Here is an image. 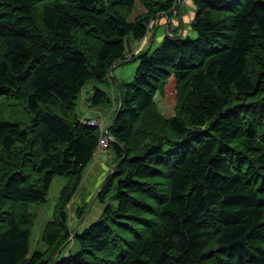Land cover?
Here are the masks:
<instances>
[{
	"label": "trees",
	"instance_id": "16d2710c",
	"mask_svg": "<svg viewBox=\"0 0 264 264\" xmlns=\"http://www.w3.org/2000/svg\"><path fill=\"white\" fill-rule=\"evenodd\" d=\"M137 1L171 16L174 0H0V95L30 112L27 126L0 122V264H49L58 250L51 264H264V0H188L191 34L167 30L128 56L148 33L150 17L128 19ZM136 56L119 84L110 68ZM108 77L120 162L97 195L100 217L71 238L65 207L98 144L78 98ZM171 77L176 113L161 118L155 96ZM90 101L111 102L101 88ZM55 176L69 180L47 248L29 254V205Z\"/></svg>",
	"mask_w": 264,
	"mask_h": 264
},
{
	"label": "rangeland",
	"instance_id": "374dc122",
	"mask_svg": "<svg viewBox=\"0 0 264 264\" xmlns=\"http://www.w3.org/2000/svg\"><path fill=\"white\" fill-rule=\"evenodd\" d=\"M149 1L155 2L164 0ZM179 9L181 16L184 14L183 16H185V18L187 19L185 20L187 24H183L184 27H182L181 29L180 27H178L179 23L176 20L178 15L177 0L175 2V6H172L170 10V17L173 16V21H168L166 17H164L166 19L163 21V15L165 14L163 12H159L154 16H151V12L148 11L145 4L137 1V3H135V5L128 12V19L130 21H134L139 17H150L148 23V33L143 39L131 42L127 52L128 56L142 52L150 44L153 45L155 44V42L161 41L162 38L167 35V30H169L168 34L172 36H179L180 34H182V36H185L191 34V32H189L190 29L188 28L190 26L192 18L194 17L195 8L190 1L180 0ZM153 29H155L154 32H152ZM152 34L153 36H156V38H154V41L151 40ZM156 45L157 44H155V46ZM88 50L87 52L89 53ZM136 65L137 62L129 61L118 66L115 69V73L113 71L119 81V84H122L124 81L129 82L133 79V71L135 70ZM95 88H101L102 91L105 92V94L111 100L110 104H104L102 106H90V98L93 95ZM116 100L117 87L115 82L111 78L108 79V82L105 85L99 84L96 81H90L82 88L79 94L76 112L81 115H97L102 117L103 121L110 122L112 113L114 112V109L117 105ZM177 101V81L171 77L166 82L164 90L161 92H157L155 96L156 112L161 115V118L162 116L165 118L174 116L176 113ZM87 110L88 112H86ZM89 110L91 111L89 112ZM151 115L155 116V113ZM6 121L18 123L23 127L27 126L30 123V112L27 108L25 100L10 98L8 95H0V122ZM99 162H104L102 173H100L98 177L96 176L94 180L91 179L88 181L87 176L91 174L92 168L98 165ZM113 165L112 152L109 145L108 151H106L101 157L97 158L94 162L88 164V166L84 170L80 184L71 197L69 203L65 207L66 225L71 230L74 231L76 227H79L78 230L81 231L100 217L104 205L97 199V193L99 192V190L103 189H100V185L107 178V175ZM68 180L69 179L67 177L55 176L47 192L45 202L29 205V210L34 216V225L31 230L29 241V254L34 250L44 251L47 248L45 242L42 240L41 235L46 225L53 222L56 217V208L60 199V195ZM71 245L72 244L69 243L64 252H67L68 248H70Z\"/></svg>",
	"mask_w": 264,
	"mask_h": 264
},
{
	"label": "built area",
	"instance_id": "2783aa9c",
	"mask_svg": "<svg viewBox=\"0 0 264 264\" xmlns=\"http://www.w3.org/2000/svg\"><path fill=\"white\" fill-rule=\"evenodd\" d=\"M176 0H174L173 7L175 6ZM180 0H177V11L179 9ZM82 121L88 125L96 128L98 132V144L93 152L92 159L90 162H94L97 158L101 157L106 151H108L109 145L114 141L113 136L109 133L110 122L103 121L102 117L94 116H83Z\"/></svg>",
	"mask_w": 264,
	"mask_h": 264
},
{
	"label": "crops",
	"instance_id": "0c3cea01",
	"mask_svg": "<svg viewBox=\"0 0 264 264\" xmlns=\"http://www.w3.org/2000/svg\"><path fill=\"white\" fill-rule=\"evenodd\" d=\"M184 15V14H183ZM181 16V13L180 14H178L177 15V18H176V20L178 21V23H179V25H178V27H180V29L182 28V27H184L183 26V24H187V22L185 21V20H187L186 18H185V16ZM165 16L163 15V21L166 19V18H164ZM181 19V20H180ZM168 20V19H167ZM168 21H173V16L172 17H170L169 16V20ZM181 21V22H180ZM160 25H161V23H160ZM164 27H165V25H164ZM188 29H190L191 30V28H190V26H189V28ZM189 32H191V31H189ZM170 35V34H169ZM155 38H156V36H155ZM152 41H154V40H152ZM158 43L159 42H155V44H157L158 45ZM155 44H153V45H149L146 49H144V51H146L149 47H152V48H154V46H155ZM156 45V46H157ZM114 73H115V70H114ZM91 110H89V112H90ZM88 112V111H87ZM105 162V161H104ZM104 162H99V164L98 165H96V166H94L93 168H92V170H91V174L89 175V176H87V180L89 181V180H91V179H95L96 178V176L98 177L99 175H100V173H102V169L104 168ZM96 168V169H95ZM101 168V169H100ZM100 169V170H99ZM94 170H95V172H94ZM94 173V174H93ZM86 180V181H87Z\"/></svg>",
	"mask_w": 264,
	"mask_h": 264
},
{
	"label": "water",
	"instance_id": "95a60500",
	"mask_svg": "<svg viewBox=\"0 0 264 264\" xmlns=\"http://www.w3.org/2000/svg\"><path fill=\"white\" fill-rule=\"evenodd\" d=\"M178 14H180V13H179V9H178ZM164 16L169 20V16H168L167 14H164ZM180 20H181V19H180ZM180 22H181V21H180ZM151 40H153V34H152V38H151ZM146 51H147V50H146ZM146 51H145L144 53H146ZM136 58H137V56L134 57V58L123 59V60L118 61L117 63H115V64L110 68L109 73L112 74L113 71H114L118 66H120V65H122V64H124V63H126V62H129V61H134ZM118 112H119V110H118V111L115 113V115L112 117V119H111V121H110V125H112V124L115 122V119H116V117H117V115H118ZM119 162H120V160H118V161L114 164L113 169H115V168L117 167V165H118ZM105 181H106V179L101 183V185H100V189H101V188L103 187V185L105 184ZM99 192H100V190H99ZM99 192H98V193H99ZM98 193H97V194H98ZM97 194H96V195H97ZM95 198H96V196H95ZM95 198H94V200H95ZM78 228H79V227H76V229H75V231L73 232L71 238H73L74 235H76V233H77V231H78ZM59 252H60V250H58V251L54 254V256H53V258H52V260L50 261L49 264H51V262L54 260V258L56 257V255H57Z\"/></svg>",
	"mask_w": 264,
	"mask_h": 264
},
{
	"label": "bare ground",
	"instance_id": "6f19581e",
	"mask_svg": "<svg viewBox=\"0 0 264 264\" xmlns=\"http://www.w3.org/2000/svg\"><path fill=\"white\" fill-rule=\"evenodd\" d=\"M207 47V46H206ZM208 48V47H207Z\"/></svg>",
	"mask_w": 264,
	"mask_h": 264
}]
</instances>
